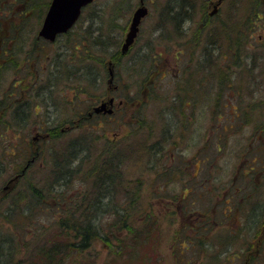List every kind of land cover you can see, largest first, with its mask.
<instances>
[{
  "label": "rangeland",
  "instance_id": "rangeland-1",
  "mask_svg": "<svg viewBox=\"0 0 264 264\" xmlns=\"http://www.w3.org/2000/svg\"><path fill=\"white\" fill-rule=\"evenodd\" d=\"M139 1L123 0L122 3L121 0H96L93 6L105 11L104 16L91 14V9H87L73 36L68 40L60 39L45 53L50 57H54L56 53H67L69 60H71V56L81 57L79 51H72L71 40L80 29L88 27L89 20L92 24L97 20L103 29L106 28L104 22L115 30L114 35L110 36L108 40L109 54L113 55L114 48L117 47L116 51L120 55L123 36H125L132 15L139 7ZM152 1L153 4L150 6ZM169 1H171V5L184 3L183 0H150V15L143 22L139 40L129 54H126L127 56L123 60L120 59L115 66V82L119 88L114 94L109 95L108 91L107 68L109 66L96 64L95 67L99 70L100 79L103 81L101 88L96 87L97 84L92 88L86 87L88 93L85 94H80L70 87L56 90L53 93V106L45 105L43 110L36 109L34 111V113L38 111V115L35 117L36 121L49 119L48 125L57 126L55 133L64 132L63 135L49 139L47 131L45 130L44 133L36 130L32 120L30 124L35 128L32 126V131L29 130V126L23 129L22 125L13 119V114L9 113L14 112L13 99L12 104L7 103V110L3 107V111L7 114L3 116L6 125L2 130L0 128V165L5 164V171L0 174V190H2L0 196L9 193V190L4 191V187L10 179L17 175L20 167L25 165L24 159L19 157L25 146L30 151L32 150L31 154L38 152L42 155L35 164V168L26 177V180H33L42 188L44 181L49 179L50 171L44 167L50 165L51 151L62 152L73 139H79L87 133L89 142L94 143L93 140L98 138L96 142L100 146L105 140L112 139L124 140L122 144H126L128 141L130 144L126 151L127 157L124 160L123 168L127 174L128 182L133 183L132 181H134L137 184L136 180L144 181L141 203L132 206L128 211V214H131L129 225L132 226V230L123 231L118 237L120 240H114L112 248L100 241L94 245L91 251V259L94 264H243L244 260L248 262L249 257L245 258L247 250L242 245L248 244V240L252 242L255 239L251 237L244 240L239 237V234H230L226 236L225 241L219 242L218 236L203 237L206 234H203L202 230L199 233L189 230L190 221L188 214L185 215V211L192 208L199 210L201 207L207 209L213 207V203L217 201L218 192L208 191L203 199L194 202L193 199L187 197L183 204H180L179 199L186 194L185 185L192 180L191 184H194L192 188L197 190L195 184H200L201 180L194 183L192 176L194 172L191 170H186V173L176 171L175 174L161 179L155 173V167L160 164V158L155 157L157 152L161 151V159L165 162L156 169L157 171L165 172L167 168L171 169L180 162L183 171L187 159L192 158L196 150L192 149L189 142L183 138H178V142L173 141L168 133V127H173V131L178 133L189 129L192 132V144L195 146L196 143L193 139L198 135L195 131L199 129L201 122L204 126L208 125L207 134L210 138L208 154L215 159H210L209 156L210 160L205 168L203 179H208V185H211L210 188H214L219 184L223 186L226 183L229 172L227 170L218 171L216 167H219V163L222 164L221 158L228 151L233 150L236 144H242V149H238V151H260L258 142H253L252 136L255 126L262 125L264 127V93H251V90L264 88V7L261 5L264 0H220L218 3V0H186L184 4L196 18L193 31L188 34L174 32L173 28L168 25L169 21L164 20L166 12H163L164 16L162 17V8L167 7ZM6 3L7 1L2 4ZM216 3L217 7H215ZM117 5L123 9L116 8ZM213 7L219 9L215 31L214 25L210 24L208 29L199 25L203 18L200 15L207 11L211 12ZM113 9L117 10L114 24L112 23ZM31 15L33 27L34 19L38 14L34 15L33 12ZM159 23L165 24V26L160 29L157 26ZM40 25L41 23L38 22L37 29H40ZM32 27L31 29H33ZM188 40H190V44ZM212 43L216 44L217 53L221 57L218 61L210 60L209 63H205L207 66L205 71L210 75H208L209 85L205 88L204 99L201 95L194 96L193 93L197 102L194 108L186 111L183 107L178 106L175 109V117L169 118L165 110L171 103L170 88H174V81L180 83L179 88L182 86L186 88L185 80L188 75H194L201 71L200 64H196L198 61L195 59L196 56L191 59V56L196 54V44L198 50H202L204 46L207 47V44L211 45ZM209 50V55H216L215 52H211L210 48ZM24 52L21 54L22 60L27 58L31 62L32 58L28 56L27 52ZM228 56L230 58L224 59ZM67 58L65 54V59ZM110 60L112 58H107L105 61ZM6 61H8L7 58ZM6 64L8 65V63ZM12 67L8 65L5 68L7 72L3 74L5 77L0 81V101L8 92H13ZM235 73L240 77L242 92L233 104L226 95L230 91L227 87L229 78ZM223 84L226 86L224 87ZM153 85L155 91H152ZM31 89L32 87H30L28 98L30 97L32 102ZM144 89L146 92L143 93ZM184 92L177 91L175 93H180L182 95L180 98H184ZM108 96H114L116 99L114 111L118 109L116 110L118 113L112 120L117 123H112L106 129L107 131L98 132L91 131V126L88 123H80L78 126L77 118L86 117L96 102ZM205 100L208 104L207 111L203 109ZM120 102H123V110H121ZM19 105L17 103L16 106L19 107ZM0 116H2L1 112ZM67 120L71 121L67 123ZM232 121L234 129L228 132L230 137L222 147V151L218 152L216 139L210 137L212 126L215 124L222 131L224 124H230ZM68 127L76 129L66 131ZM240 134L244 141L238 139ZM5 157L7 158L4 160ZM224 176L225 178L218 183V180ZM23 182L24 179L21 180V184ZM14 185L12 184V187ZM77 187L82 188L80 183L77 184ZM172 196H176L177 199H173ZM47 219L48 217L44 220L47 221ZM2 232L7 233L4 227ZM229 233H231V229L225 235ZM219 243L222 244L221 249L223 250L219 249L218 253L212 251L211 249L215 245L218 246ZM227 251H229L228 255L231 260L227 259ZM209 252L216 253L218 258L216 257V260L213 257L209 258L207 255ZM255 264H264V260H258Z\"/></svg>",
  "mask_w": 264,
  "mask_h": 264
},
{
  "label": "trees",
  "instance_id": "trees-1",
  "mask_svg": "<svg viewBox=\"0 0 264 264\" xmlns=\"http://www.w3.org/2000/svg\"><path fill=\"white\" fill-rule=\"evenodd\" d=\"M6 1V4H2ZM121 1L123 3V0ZM185 1L183 0L184 3ZM50 2L51 0H0V81L4 79L3 74L7 72L5 68L8 65H19V62L13 63L14 57L16 55L18 58L19 52L22 54L25 51L26 42L30 43L27 53L32 58L31 120L36 128L31 124L29 130L32 131V126L44 133L46 130L49 139H55L64 132L55 133L57 126L48 125L49 119L36 121L38 111L36 114L34 111L43 110L45 105L53 106V93L56 90L70 87L80 94H85L88 93L87 88L96 84V87L101 88L103 81L95 65H107V58H112L113 63L117 65L121 54L116 51L117 47L114 48L113 55L109 54L110 36L104 35L103 31L101 36H95L92 22L89 20L88 27L80 29L71 40L72 51H79L81 57L71 56L69 60L67 53H56L54 57H50L45 51L56 45L60 39L71 38L78 26L77 24L69 33L60 36L53 44L40 38L37 23L42 25V18L44 19ZM92 7L95 5L87 8L91 9V14L104 16L105 11ZM116 8L123 9L118 5ZM33 12L38 15L32 27ZM116 14L117 10L113 9L112 23L117 18ZM25 32L27 36H24ZM21 61L24 63L25 60ZM94 76L96 79L93 81ZM21 81L24 89V74ZM12 98L11 92H8L0 101L1 130L6 125L3 116L7 114L3 107L7 110V103L12 104ZM9 113L14 115L13 111ZM25 127L22 126L23 129ZM69 129L72 131L76 128ZM228 138L223 137L222 147ZM91 144L86 133L79 139H73L62 152L51 151L53 154H60L51 158L49 167H44L50 172L49 179L44 181L42 188L33 180H26L27 175L31 173L28 170L36 166L30 164L22 176L23 184L19 181L11 192L0 196V264H94L91 251L96 243L100 241L112 248L114 240H120L118 237L123 231L132 230L129 225L131 214H128V211L132 206L141 203L142 179L136 180L137 184L124 179L120 171L121 153L116 150H112V163L108 168L104 159L105 146L102 149L97 148L99 155L94 162ZM80 145L84 147L80 149L82 152H88L85 161L75 159ZM19 157L24 159L26 165L31 157L39 159L42 155L38 152L28 153L25 146ZM232 166L233 164L227 170L229 173ZM24 167H20L18 172L23 173ZM4 171L5 164L0 165V174ZM78 183L81 184V189L77 187ZM109 185L111 189L108 188ZM46 217L47 221L44 220ZM3 227L7 233H1ZM228 253L229 251L226 253L227 259L231 260Z\"/></svg>",
  "mask_w": 264,
  "mask_h": 264
},
{
  "label": "flooded vegetation",
  "instance_id": "flooded-vegetation-1",
  "mask_svg": "<svg viewBox=\"0 0 264 264\" xmlns=\"http://www.w3.org/2000/svg\"><path fill=\"white\" fill-rule=\"evenodd\" d=\"M145 1V2H144ZM220 0L217 1V3ZM210 2V1H209ZM224 2V1H222ZM216 3V5H217ZM143 4H145L148 8V14L142 19L140 27H139V33L138 37L134 43V45L129 49L127 52V55L132 50V48L136 45L137 41L139 40L141 28L143 25V22L149 17L151 5L153 4V1L150 4V0H143ZM150 4V6H149ZM140 4L139 1V6ZM211 5H213V2H211ZM264 7V2L261 4ZM172 6V5H171ZM170 6V8H171ZM176 12V10L172 11L171 13ZM170 14V12H169ZM169 14L166 12L164 16L165 21H169L168 25H170L173 28L174 32H184L185 34H188L193 31V26L195 24V16L190 15L189 18L180 21L175 22L169 20ZM200 16H203L201 18V23L199 24L201 27H204V29H208L209 25H214V31L216 29V22L218 21L219 17V9H216L213 7V10L211 12H206L204 14H201ZM133 17V15H132ZM132 21V18H131ZM131 21L128 24V29L126 28L125 36H123V41L121 44L124 43L127 31L129 30ZM214 23V24H213ZM210 25V26H211ZM160 29L165 26V24L159 23L157 25ZM160 31V30H159ZM190 40H188V43ZM30 48V43L26 42L25 45V52H28L27 49ZM215 52L216 55H209L208 53ZM219 48V47H218ZM16 54V51H14ZM195 55L191 56V59H194L195 56L198 61L196 64H200V72H196L194 75L190 74L186 78V88L180 87V83L174 81V88H170V106L168 107L165 112L169 115V118L175 117L176 112L175 109L180 106L183 107L184 110L189 111L194 108V106L197 104L196 100L194 99V96L201 95L202 99L203 95H206L205 88L209 85L208 75L209 73H206L205 67L207 69V66L205 63H209L210 60L212 62L218 61L220 59V54L217 53V47L215 43H212L211 45L207 44V47L204 46L202 50H198V46L196 44L195 46ZM214 53V54H215ZM145 54V53H144ZM127 55L123 56L121 55V60L124 59ZM155 56V55H154ZM230 58L224 57V59ZM232 58V57H231ZM19 59L18 61H16ZM21 52H19L18 58L15 55L13 63L19 62V65L17 67H12V75L13 78L11 79L12 82H14V85L12 87L11 96L13 97V103H14V114L16 115L17 112H20L22 108L27 109L25 111V119L28 118V123L26 125L31 128V99L28 98V95H30V87H31V62L25 59L24 63L21 61ZM5 62V61H4ZM6 70V69H5ZM4 70V71H5ZM22 74H24L25 77V84L24 89L22 88ZM163 76V75H162ZM137 80V79H136ZM172 80V79H171ZM229 85L227 86L230 90L226 97L229 99V101L233 104H235V101H237V97L239 96L240 92H242V89H240V77L238 74H234L229 78L228 81ZM128 88V85H127ZM126 88V91H128ZM117 89V88H116ZM262 89V88H260ZM152 91H155V87L153 85ZM151 91V92H152ZM174 91V92H173ZM182 92L185 91L184 98H180L182 96L180 93L175 92ZM146 92V90H143V93ZM171 93H175L172 95ZM194 93V96H193ZM110 95V93H109ZM111 97V96H108ZM115 99V98H114ZM17 103L21 105V108L17 107ZM100 102H96L93 106L98 105ZM116 103V99H115ZM114 103V106H115ZM121 110H123V102L120 103ZM113 106V108H114ZM203 109L204 111H207L208 104L205 100L203 103ZM118 110V109H116ZM114 112L113 115L108 116L105 114H94L92 117L88 119H81L77 118L76 123H85L88 122L91 126V131L98 132V131H107L111 126V120L115 115H117L118 112ZM173 112V113H172ZM206 122V121H205ZM204 122V123H205ZM234 122L232 121L230 124H224L223 130L220 131L219 127L217 125H213L211 130L210 137H213L216 139V149L218 152L222 151L221 141L223 140V137L225 136V139L230 137L228 135V132L232 129H234ZM173 127H168V133L170 135V138L173 141L178 142V138H183L189 142V145H191V148L196 150V152L193 154L192 158L187 159V164L184 166V170L182 171V166L180 160H178V163L176 166H173L171 169H166L165 172L157 171L156 169L161 165H163L165 162L161 159L162 152L159 151L156 154L155 158H160V164L155 167V173L160 176L161 179H164V177L175 174L176 171H181L182 173H186V170H191V172H194L192 174L193 176V182L195 183L198 180H201L200 184H195L197 186V190H194L192 186L194 184H191V181L189 184L185 185L184 191H186V194L182 196L181 199H179L180 204H183L184 199L191 198L194 201H197L198 199H203L207 192H213L217 191V201L214 204L213 207L207 209L201 207L199 210H196L195 208L190 209L189 211H185V215L188 214V219L190 221V228L192 232L199 233L201 232L206 235L209 238L218 236L219 242H223L226 239V236H229L230 234H239L240 238H243L244 240H248L251 237H254L255 239L251 242L248 240V244L242 245L245 246V250H247V253H245V258L248 256L247 259L248 262L244 260L243 264H255L258 260H264V129L262 125L255 126V131L253 133V142H258V149L260 151H251L246 152L244 150L238 151V149H242V144L238 143L235 145L233 150L228 151V153H221L225 154L221 159L223 160L222 164L219 163V167L217 170H228L230 166H232V170L234 173H232V170L229 174H227V181L223 186L219 184L218 186L214 188H210L211 185H208V179H203L205 175V168H207L208 162L211 158V155L208 154L209 151V143L210 138H208V125L204 126L201 122V126L197 131H195L198 135L197 137H194L193 141L195 146L192 144V132L189 129H185L178 133L177 131H173ZM31 131V129H30ZM244 135V134H243ZM224 139V141H225ZM238 139L243 140L242 134L238 136ZM98 140V138H96ZM96 140H93L94 143L91 144V148L94 152V162L99 155L97 148H101L105 146V155L104 159L106 160V164L109 167H111L112 163V156L113 152L112 150H116V152L121 153L119 156V159L121 160V168L120 171L125 172L123 165L124 160L127 157L126 151L130 144L127 143L122 144L124 140H105V142L100 146L97 145ZM227 141V140H226ZM244 141V140H243ZM134 143V142H133ZM205 144V145H204ZM240 147V148H239ZM28 152L30 154L32 153V150L30 151L28 149ZM102 156V155H101ZM154 157V153L152 154ZM210 156V159H209ZM152 157V158H153ZM183 163V162H182ZM196 170V171H193ZM20 173L18 172L17 175ZM223 178H220L218 180V183L223 180ZM144 183V181L142 180ZM215 186V185H214ZM109 189H111V185L108 186ZM143 188V187H142ZM214 189V190H213ZM222 190H225V192H222ZM142 191V189H141ZM173 199H177L176 196H172ZM142 199V196H141ZM231 229V233L225 235L227 231ZM215 248V249H214ZM212 248V251H215L218 253V250H223L222 244L219 243L218 246L215 245V247ZM217 255L216 253H210ZM207 254V255H209ZM236 254V253H235ZM237 256V255H236ZM240 259V257H238Z\"/></svg>",
  "mask_w": 264,
  "mask_h": 264
},
{
  "label": "water",
  "instance_id": "water-1",
  "mask_svg": "<svg viewBox=\"0 0 264 264\" xmlns=\"http://www.w3.org/2000/svg\"><path fill=\"white\" fill-rule=\"evenodd\" d=\"M93 2L94 0H52L40 28L39 37L50 42H55L59 35L68 33L76 25L78 19L82 16L83 9ZM147 14L148 9L143 4L136 10L130 30L122 47V54H126L130 46L134 43L139 32L141 21ZM108 65L110 70L109 82L112 83L114 80V67L111 62ZM113 102L114 99L102 102L101 105L94 108V112L112 114ZM12 182L13 180L5 186V191L11 187Z\"/></svg>",
  "mask_w": 264,
  "mask_h": 264
},
{
  "label": "bare ground",
  "instance_id": "bare-ground-1",
  "mask_svg": "<svg viewBox=\"0 0 264 264\" xmlns=\"http://www.w3.org/2000/svg\"><path fill=\"white\" fill-rule=\"evenodd\" d=\"M254 1H258V0H254ZM171 6V1H169V4H168V6L167 7H164V8H162V17L164 16L163 14V12H168V14H169V12H170V14H169V20L170 21H174V23L177 21V22H180V21H183V20H185V19H187V18H189V16L190 15H193V13H191V11L187 8V6L184 4V3H180L179 5H175V3L171 6V8L169 9V7ZM174 10H176V12H173V13H171L172 11H174ZM81 21H82V17H80L79 19H78V21H77V23L78 24H80L81 23ZM161 22V21H160ZM103 24H105V26H106V28L105 29H103L100 25L101 24H99V22L97 21V20H95L94 22H93V24H92V31H93V33H94V35L95 36H101L100 34H102V32L101 31H103L105 34L104 35H107V36H113L114 35V32H115V30H113L112 28H110L108 25H107V23H104L103 22ZM26 34L24 35V36H27V32H25ZM174 34H176V33H174ZM96 79V76H94V79H93V81ZM99 81V80H98ZM96 82V81H95ZM98 83V82H97ZM223 86L225 87L226 86V84H223ZM222 90H224V89H222ZM252 92H254V93H259V92H263L264 93V88H262V89H252L251 90V93ZM250 95H252V94H250ZM27 109H25V108H22L21 110H20V112H19V114L17 115H13V119L15 120H17L18 121V123L20 124V125H24V126H26L27 125V123H28V118L27 119H25V111H26ZM94 114H96V113H93L92 115H94ZM22 122V123H21ZM18 123H17V126L19 127V125H18ZM111 123H117L115 120H112L111 121ZM82 148H84V147H82L81 145L77 148V152H76V154H75V159L76 160H81V161H85L86 159H87V154H88V152H82L80 149H82ZM89 151V150H88ZM60 153H56V154H53V153H50V157L52 158L53 156H56V155H59ZM91 156H92V151H91V154H90ZM25 167H24V170H23V172H25V171H27L28 170V168H29V166H30V164L27 162L26 163V165H24ZM122 175H123V177H124V179L127 181L128 180V177H127V174L125 173V172H122ZM110 197H111V195H109V199H110ZM114 199V198H113Z\"/></svg>",
  "mask_w": 264,
  "mask_h": 264
}]
</instances>
